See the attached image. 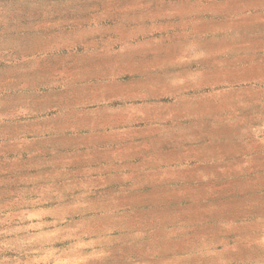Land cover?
<instances>
[{
    "label": "rangeland",
    "instance_id": "rangeland-1",
    "mask_svg": "<svg viewBox=\"0 0 264 264\" xmlns=\"http://www.w3.org/2000/svg\"><path fill=\"white\" fill-rule=\"evenodd\" d=\"M0 264H264V0H0Z\"/></svg>",
    "mask_w": 264,
    "mask_h": 264
}]
</instances>
